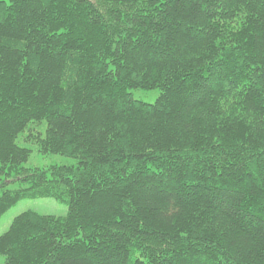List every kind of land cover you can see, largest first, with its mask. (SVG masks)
I'll use <instances>...</instances> for the list:
<instances>
[{"label":"trees","instance_id":"1","mask_svg":"<svg viewBox=\"0 0 264 264\" xmlns=\"http://www.w3.org/2000/svg\"><path fill=\"white\" fill-rule=\"evenodd\" d=\"M42 197L4 264H264V0H0V217Z\"/></svg>","mask_w":264,"mask_h":264},{"label":"rangeland","instance_id":"2","mask_svg":"<svg viewBox=\"0 0 264 264\" xmlns=\"http://www.w3.org/2000/svg\"><path fill=\"white\" fill-rule=\"evenodd\" d=\"M132 95L136 99H140L146 102H153L158 95L157 89H134L131 91ZM31 128L25 129L20 133L18 137V143L21 146L29 147L31 152L28 160L24 163L25 167L33 168H46L51 165H71L76 163V159L65 157L59 154H40L35 145L24 142L23 137L27 132L33 131V129H39V124L29 125ZM18 186L17 182H12L7 185L9 188ZM31 210L39 214H49L55 216H63L67 212V206L65 203L59 202L53 198L42 197V198H32V199H22L18 201L15 205L6 210L0 217V234L5 232L12 221V219L19 213ZM4 256L0 255V264H4Z\"/></svg>","mask_w":264,"mask_h":264}]
</instances>
